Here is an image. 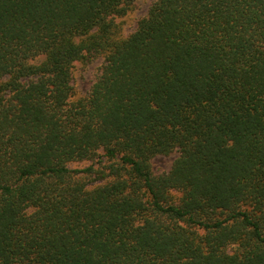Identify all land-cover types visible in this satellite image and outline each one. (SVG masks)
I'll list each match as a JSON object with an SVG mask.
<instances>
[{"label":"trees","instance_id":"1","mask_svg":"<svg viewBox=\"0 0 264 264\" xmlns=\"http://www.w3.org/2000/svg\"><path fill=\"white\" fill-rule=\"evenodd\" d=\"M133 1L0 0V264H264V0Z\"/></svg>","mask_w":264,"mask_h":264},{"label":"rangeland","instance_id":"2","mask_svg":"<svg viewBox=\"0 0 264 264\" xmlns=\"http://www.w3.org/2000/svg\"><path fill=\"white\" fill-rule=\"evenodd\" d=\"M153 1L155 0H134L128 6L125 13L119 14L115 18L117 35L121 34L122 36H126L130 34L135 29L139 19L147 14V11ZM40 59H42V57H40L39 60ZM102 61L103 57L101 54L93 53L86 58H81L80 60L74 62L72 67V83L75 97L83 96L89 92L95 78L100 73ZM177 155L178 151L173 149L170 152L161 153L153 157L151 163L154 172L160 173L167 171L171 167L172 162ZM94 161L96 162H92L93 166L97 169H101L107 164L106 162H100L97 160ZM90 163V160H77L69 162L68 165L71 168H82ZM87 181L91 185L101 182L102 179L92 175L91 178H87ZM173 195L175 197H179L180 192L173 191Z\"/></svg>","mask_w":264,"mask_h":264}]
</instances>
